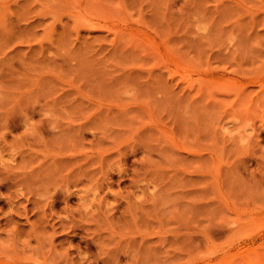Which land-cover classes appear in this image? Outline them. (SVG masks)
Masks as SVG:
<instances>
[{
    "label": "rangeland",
    "instance_id": "rangeland-1",
    "mask_svg": "<svg viewBox=\"0 0 264 264\" xmlns=\"http://www.w3.org/2000/svg\"><path fill=\"white\" fill-rule=\"evenodd\" d=\"M5 262L264 264V0H0Z\"/></svg>",
    "mask_w": 264,
    "mask_h": 264
},
{
    "label": "bare ground",
    "instance_id": "bare-ground-1",
    "mask_svg": "<svg viewBox=\"0 0 264 264\" xmlns=\"http://www.w3.org/2000/svg\"><path fill=\"white\" fill-rule=\"evenodd\" d=\"M8 258V257H7ZM7 260V259H6ZM16 260V259H15ZM14 262V261H13ZM19 262V260L17 261ZM22 262V261H21ZM12 263V262H11ZM16 263V262H15ZM4 264H10V262H5Z\"/></svg>",
    "mask_w": 264,
    "mask_h": 264
}]
</instances>
